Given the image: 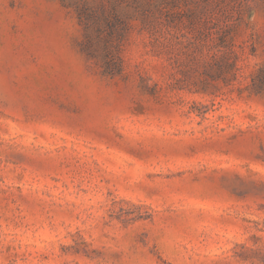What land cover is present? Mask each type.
<instances>
[{
	"label": "rangeland",
	"instance_id": "374dc122",
	"mask_svg": "<svg viewBox=\"0 0 264 264\" xmlns=\"http://www.w3.org/2000/svg\"><path fill=\"white\" fill-rule=\"evenodd\" d=\"M260 68L264 0H0V264H264Z\"/></svg>",
	"mask_w": 264,
	"mask_h": 264
},
{
	"label": "trees",
	"instance_id": "16d2710c",
	"mask_svg": "<svg viewBox=\"0 0 264 264\" xmlns=\"http://www.w3.org/2000/svg\"><path fill=\"white\" fill-rule=\"evenodd\" d=\"M114 59L116 60V57H112L110 61L112 60L114 61ZM117 61L118 62L116 66L121 67V61L119 57ZM113 64L115 65L116 61H114ZM113 64L108 62L107 67L104 69V71L106 73L113 74L114 73V71H112ZM252 80H253L252 87L254 91L256 92L264 91V68H260L259 71L253 76Z\"/></svg>",
	"mask_w": 264,
	"mask_h": 264
}]
</instances>
